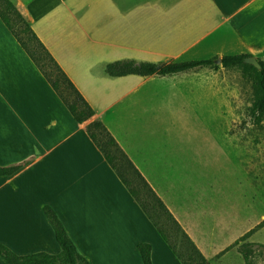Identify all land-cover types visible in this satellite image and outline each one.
<instances>
[{
    "label": "crops",
    "instance_id": "obj_1",
    "mask_svg": "<svg viewBox=\"0 0 264 264\" xmlns=\"http://www.w3.org/2000/svg\"><path fill=\"white\" fill-rule=\"evenodd\" d=\"M12 1L94 109L92 121L104 123L210 264H244L227 248L264 221V114L252 121L260 72L199 66L111 77L106 67L264 60V0ZM88 123L74 119L0 20V166L21 167L0 177V244L18 255L60 253L48 205L91 264H143L141 242L152 245L153 264H181ZM248 241L264 245V227Z\"/></svg>",
    "mask_w": 264,
    "mask_h": 264
},
{
    "label": "trees",
    "instance_id": "obj_2",
    "mask_svg": "<svg viewBox=\"0 0 264 264\" xmlns=\"http://www.w3.org/2000/svg\"><path fill=\"white\" fill-rule=\"evenodd\" d=\"M0 20L51 85L74 119L79 124L89 122L86 126V131L90 139L100 150L107 163L118 175L131 196L136 200L146 217L153 224L180 263L210 264L163 201L157 196L128 155L119 146L104 123L100 120L92 121L95 116L94 109L62 70L12 0H0ZM249 57H252V55L242 54L224 56L222 58L216 57L197 62H172L168 64L138 63L134 60H122L108 64L106 73L111 77H125L129 75L139 77H165L199 66H214L218 68L220 66L244 65L256 69L245 63V59ZM218 60L221 61L220 64L217 63ZM258 60L260 61L261 68L256 70L261 74L262 89L264 91V60L261 58H258ZM262 114H264V96L255 107L252 121L258 120ZM20 168V166H0V177L12 176ZM134 184L136 187L132 186ZM43 213L54 231L56 241L60 246V253L52 255L46 252H39L30 255H17L8 247L0 244V258L4 263L91 264L79 252L54 209L46 205L43 207ZM262 227H264V221L239 238L233 245L227 248V251L235 248L242 255L244 264H255L257 257L264 260V245L248 241L251 235ZM138 251L143 264H153L152 245L149 242H141L138 245Z\"/></svg>",
    "mask_w": 264,
    "mask_h": 264
},
{
    "label": "water",
    "instance_id": "obj_3",
    "mask_svg": "<svg viewBox=\"0 0 264 264\" xmlns=\"http://www.w3.org/2000/svg\"><path fill=\"white\" fill-rule=\"evenodd\" d=\"M217 63L220 64L221 61L218 60ZM245 63L255 67L256 69H260L261 68L260 61L258 60V58L253 57V56L245 59Z\"/></svg>",
    "mask_w": 264,
    "mask_h": 264
},
{
    "label": "rangeland",
    "instance_id": "obj_4",
    "mask_svg": "<svg viewBox=\"0 0 264 264\" xmlns=\"http://www.w3.org/2000/svg\"><path fill=\"white\" fill-rule=\"evenodd\" d=\"M132 186H133V187H136V185H135V184H134V185H132ZM142 196H143V194H142ZM4 246H5V245H4ZM6 247H7V246H6ZM14 253H15V252H14ZM17 255H18V254H17ZM29 255H30V254H29ZM2 262H3V261L0 259V263H1V264H3ZM4 264H5V263H4Z\"/></svg>",
    "mask_w": 264,
    "mask_h": 264
}]
</instances>
